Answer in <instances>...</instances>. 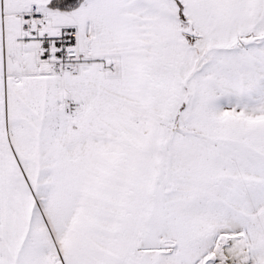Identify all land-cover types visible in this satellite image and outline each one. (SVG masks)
<instances>
[{
    "label": "snow or ice",
    "instance_id": "1",
    "mask_svg": "<svg viewBox=\"0 0 264 264\" xmlns=\"http://www.w3.org/2000/svg\"><path fill=\"white\" fill-rule=\"evenodd\" d=\"M0 264H264V0H0Z\"/></svg>",
    "mask_w": 264,
    "mask_h": 264
}]
</instances>
